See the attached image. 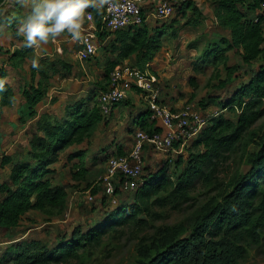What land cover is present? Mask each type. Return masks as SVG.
I'll return each instance as SVG.
<instances>
[{
	"label": "trees",
	"instance_id": "obj_1",
	"mask_svg": "<svg viewBox=\"0 0 264 264\" xmlns=\"http://www.w3.org/2000/svg\"><path fill=\"white\" fill-rule=\"evenodd\" d=\"M4 2L5 0H0V10ZM212 2L216 6L219 25L230 32V41L224 38L209 41L197 61L222 65L224 78L219 82V89L224 90L239 83L237 87H231V92L224 100L211 98L208 102H215L224 110L240 109L241 117L244 118L242 125L234 128L233 123L221 116L210 118L209 122L213 120L211 127L205 129L204 126L185 148V152L189 153L186 161H181L183 154L175 155V159L162 164L156 173L150 174L143 170L142 182L135 191L132 203H120L113 211L104 213L96 224L73 227L70 230L71 241L54 250L49 251L38 242H31L25 249L19 245L16 249L17 256L6 264H68L70 260H74L81 248L99 244L109 232H115L119 227L129 224H142L144 221L139 219L140 215L150 214L153 206L168 205L178 210L196 192V188L205 189L218 183L221 165L230 157L228 154L239 146L237 142L241 141L247 130L245 125L262 115L256 111L252 113L253 117H245L246 110L253 109L264 99V44L259 0ZM103 8H89L98 39L122 31L108 32L101 29ZM190 11L184 26L196 27L201 12L195 5H190ZM175 13H182V9L175 6ZM251 13L255 14L253 18L249 15ZM167 23L156 22L155 27L149 30L144 21L134 30H128L126 35L120 32L117 42L120 41L121 46L113 45V48H120V59L126 60L134 56L136 64L142 69V61L151 60L164 49V44L169 39L177 38L178 33L173 22ZM187 48L196 50L197 45H188ZM229 52H233L235 60L231 65L228 63ZM27 59L33 61L34 57L29 55ZM109 66L103 87H96L91 95L67 107L63 118L48 114L37 117L36 106L46 95L47 86L44 82L56 74L60 75L61 71L69 74L71 66L61 60H36L31 68V75L32 80L38 76L39 81L37 85L32 84L22 90L25 104L20 110L21 124L33 121L30 126L32 132L28 135V150L23 159L14 161L10 156H3L0 161V167L10 166L7 179L0 183V229L18 228L29 211L36 210L50 215L53 211L62 212L65 209L67 193L62 185L53 182L52 165L57 162L61 152L73 145L82 144L92 135L98 123L108 119L100 113L97 96L98 92L106 88L108 75L116 63ZM248 75L251 76L249 80L242 83L244 76ZM7 90L6 87L0 90V97L5 98ZM246 98L250 99L247 103ZM123 102L116 105L115 109ZM5 104L6 100H0V113L1 106ZM147 112L150 117L148 109ZM199 147L202 148L201 151H198ZM84 154L85 151L79 148L73 150L67 159L76 158L79 160L78 166H82ZM107 159L106 155L102 161ZM172 161L175 168H179L182 163L184 168L170 174L169 164ZM248 164V175L238 178L230 192L226 191L222 195L219 193L221 202L214 198L208 205L203 206L202 215L198 217L188 238L178 237L173 227L164 228L152 245L153 254L145 253L151 250L140 251V256L146 261L142 264H236L243 257L244 249L240 245L242 241L254 233L255 229H259L261 222L264 223L260 219V216L264 217V182L262 184L256 180L260 175L264 179V143L256 154L250 155ZM85 172L84 168H79L75 179H83ZM119 193L116 190L115 194ZM91 195L98 196L96 190H92ZM98 200L99 209H103L105 198L99 197ZM258 213L260 216L257 217ZM31 247L33 250H30Z\"/></svg>",
	"mask_w": 264,
	"mask_h": 264
},
{
	"label": "rangeland",
	"instance_id": "obj_2",
	"mask_svg": "<svg viewBox=\"0 0 264 264\" xmlns=\"http://www.w3.org/2000/svg\"><path fill=\"white\" fill-rule=\"evenodd\" d=\"M198 7L203 10L207 8L208 14L215 17L213 8L209 6V3L203 2V4ZM189 13L191 12H188V15ZM205 14L206 13H204V15ZM175 15L176 13L168 22H170ZM205 20L209 23L207 18H201L197 27H183L180 30L178 42L167 41V43L164 44L165 48L161 52L170 53L169 58L166 54H163L165 59H169V63L167 62V65L160 68L161 70L159 72L162 77H167L163 75L164 73L171 75L169 78H172L176 85H178L169 96L174 94V96L178 95L184 98L181 109L174 111H183L184 108L187 109V107H189L192 113L202 117H213V119H216L221 116L223 119L233 123L235 128L243 123L242 120L244 118L241 117L240 109L232 108L224 110L215 102H208L211 98L215 100H224L231 92V87H237L239 83H235L224 90L219 89V82L224 78L222 65H211L204 61L202 62V60L197 61L206 43L214 41L211 39L213 38L212 35L216 27L211 25L209 28L210 25L205 23ZM217 35L224 36L223 31H219ZM194 44L197 45L195 51L187 50L188 45ZM174 51L178 53L176 56L171 57V53ZM227 55H229L230 59L228 63L230 65L233 64L234 58L232 52H229ZM90 61L87 63H91ZM131 61L132 62L128 65H135L133 64V60ZM159 64H162V62ZM167 67H170V69L167 70ZM89 68L91 69V67ZM92 75V77L99 78L95 76L94 72H92ZM250 77L249 75L247 77L244 76L242 83H246ZM188 78L191 79V84L188 82ZM168 87L170 88V86ZM125 97L123 101H125ZM249 100V98H246L245 103ZM256 111L262 113V115L259 119H255L252 123H247L245 125L247 130L244 132L241 141L237 142L239 146L236 144L238 147L232 153L228 154L230 157L221 165L217 184L205 189L200 187L196 188V192H193L190 195V199L178 210H174L168 205L164 207L153 206L150 214L140 215L139 219L144 221L142 224H129L119 227L115 232H109L103 236L99 244L81 248L76 253L74 260H70L68 264H142L146 261L140 256V251H143L142 249L151 250L152 252L148 251L145 253L147 255L153 254L154 250L152 245L157 241L158 234H160L164 228L173 227L176 234L179 235L178 237L188 238L192 233L193 227L197 223L198 217L202 215L203 206L206 204L208 205V202L214 198H218V202H221L222 198H219V193L221 192L220 195H222L226 191L230 192L233 189V183L238 178L248 175L250 171V165L248 164L250 155L256 154L264 143V99L261 103L256 104V107L253 109L246 110L245 117H253L252 113ZM108 120H110V125L107 128L102 125L101 128L99 127L94 134H92L93 146H95V144L101 145L107 143L104 135L107 132H111L113 135L112 139H114L115 143L127 145L125 152L130 153L135 144L136 135L132 134L128 143H126L125 137H127V135H122V126L111 122V116L108 117ZM212 122L208 121L204 128L208 129L211 127ZM1 130L2 129H0V131ZM17 136V142H19L20 145L18 149L8 155L14 159V161H16V159H23L25 156L22 147L24 137L23 135ZM82 147L81 144L73 145L66 149L67 151L61 152V155L59 154V161L55 165L57 169L52 176L53 182L65 188L67 193V204L65 209L62 212L53 211L50 215H45L36 210L30 211L25 215L18 228L13 230L0 229V264L9 263L10 259L16 257V249L19 245H22V249H25L31 242H38L49 251L54 250L61 246V244L71 241L70 230L73 227L96 224L100 222L104 213L113 211L120 203L124 205L129 202L132 203L131 201L134 199L135 194L134 191L117 194L114 198L115 204L111 203L110 198H107L103 209H99V200L95 202L87 200V194H92V190H96L97 195L100 193L98 191L101 190L100 187H102L101 179L106 170L107 160L111 157L119 156H112V153H108V159L106 161L103 162L101 160L98 162L96 156L91 154L86 164L89 171L85 174L83 179H75L74 176L77 175V170L72 166L74 161H67V157L73 150ZM201 150L202 148L199 147L198 151ZM168 155L173 158L175 157L173 154L162 155L155 153L153 149L144 146L142 151V171L144 170L150 174L156 173L158 168L169 157ZM3 156L4 155H0V161ZM188 156L189 153L186 151L183 153L181 161H186ZM93 157H95V159ZM155 163L158 164L156 165ZM183 168V163L179 168H175L174 162L172 161L169 164V173H176ZM9 170L10 166L0 167V183L6 178ZM256 180L262 182V184L264 182L261 175L257 176ZM139 182L141 184L142 177ZM262 191L264 195V186L262 187ZM258 216H260L259 213L257 214V217ZM260 217V219L264 221V217ZM240 245L244 249V252H242L243 257L238 260L236 264H264V223L261 222L259 229H255L254 233L248 235ZM30 250H33L32 247Z\"/></svg>",
	"mask_w": 264,
	"mask_h": 264
},
{
	"label": "crops",
	"instance_id": "obj_3",
	"mask_svg": "<svg viewBox=\"0 0 264 264\" xmlns=\"http://www.w3.org/2000/svg\"><path fill=\"white\" fill-rule=\"evenodd\" d=\"M107 1L109 0H95V3L93 5L85 9L84 15L81 18L79 36L89 32L95 33L97 35L95 23L93 22V20L89 21L87 19V15L91 14L89 8L94 7L95 9L101 10ZM160 1L162 0H145L142 3V11L145 15L146 21L145 27L149 30L154 28L156 25V21L153 18V11L156 4H158ZM168 1H170L178 8L180 7L182 9V13H176L173 19L167 23L169 24L173 22L176 32L178 33L176 39H169V41L178 42V39L180 38V30L183 27H186L184 26V23H186L187 18L190 16V13L188 15V12H191L190 5H195L197 9H199V11L201 12L200 19H208L209 23H207L206 20L205 23L210 25L209 28L211 27V25L216 27V29L214 30V34L212 35L213 38L211 40L217 41L224 38L227 41H230L229 30L221 27L218 23L217 14L215 13L216 6L212 2L213 0ZM248 1L252 2L253 0ZM203 2L209 3V6L213 8L215 17L208 14L206 7L205 10L198 7L199 5L203 4ZM31 6L32 0H5L2 5V9L0 10V90L5 87L8 89V94L5 95L6 97H0L1 101H7V104L1 106L0 113V129H2L0 131V155L4 156H8L12 154L16 149H18V146L20 144L19 142H17V135H23L24 137L22 145L24 153L26 154L28 150V135H30L32 132L30 130V126L33 121H28L26 124H21L20 110L25 104L22 90L32 84L37 85L39 81L38 76H35L34 80H32L31 75V68L35 65L33 62L35 61L36 63L37 59L61 60L65 64L71 66V71L69 74H67L65 71H61L60 75L56 74L49 80H46L44 82L47 86L46 95L36 106L37 117L43 114H48L53 117L63 118L66 115L67 107L91 95L92 91L96 87H100L99 89L103 87L107 69L112 63H116L114 69L126 66L136 67L138 69L140 68L136 64V59L134 56L126 60L120 59L118 56L120 48H118V50H115L113 48V45L117 47L121 46V42H117L119 33L121 32L126 35L129 33L128 30H122L116 34L106 35L105 37H102V39L100 37L99 39L97 38L96 54L93 58H91V61L89 60L91 63H87L89 61L78 60L77 51L80 47L77 43L79 40V36L73 38V36L67 31L61 33L58 37L50 40L46 44L38 43L29 45L26 41V38L19 32V24L21 19L29 13ZM204 13L206 14L204 15ZM249 15L251 18L255 16V14L253 13ZM219 31H223L224 36L217 35ZM30 50L32 52H30ZM187 50L193 49L187 48ZM177 53L178 52L175 51L172 52L171 57L176 56ZM163 54H166L168 58L170 57L169 52L162 53L160 51L151 60L146 59L142 61V69L143 71H147L156 79L155 87L157 88L159 100L163 102V104L166 105L170 110H179L183 106L184 98L178 95L174 96V94L169 96V94H171L178 85H176L172 78H169V76L171 75L164 73L163 75L167 77H162L159 72L161 70L160 68H162L164 65H167V62L169 63V59H165ZM29 55H33V61L27 59ZM131 60H133V64L135 65H128L132 62ZM228 60H230L229 55ZM160 62H162V64H159ZM89 67H91V69ZM169 69L170 67H167V70ZM92 72H94L95 76H98L99 78L92 77ZM190 80L191 79L188 78V82L191 84ZM168 86H170V88ZM125 96V101L120 104L112 113L111 122H114L116 125L120 124L122 126V135H127V137H125L126 143H128L130 136L132 134L136 135L138 131L162 130V126L159 121L153 122L150 119L147 112L146 101L135 86L126 88ZM88 103L89 105H91V102ZM102 125L107 128L110 125V120L107 119L106 121H101L100 123H98L92 134H94V132L99 127L101 128ZM92 137L93 135H91L88 139H85L81 144V146H83L82 149L85 151L84 158L82 159V166H78L80 165L78 159L74 158L73 160L74 164L72 163V166L73 168L75 167L77 171L82 167L84 168V170H86L85 173L87 174L89 168L86 166V164L87 159H89L91 154H94L96 156L98 162H100L108 153H112V156L115 155L122 157L129 154L125 152L127 145L115 143L114 139H112L113 135L111 132H107L104 135L105 141L107 142L105 144H95V146H93ZM87 144H89V146H87ZM168 156L169 157L164 161V163L175 158L170 155ZM59 157L57 162L52 165L54 171H56L57 169L55 165L58 163ZM8 173L3 181L7 179ZM100 189L101 190L98 191L100 193L98 194V196H96L97 200L99 199V197L105 198V196L103 195L102 187H100Z\"/></svg>",
	"mask_w": 264,
	"mask_h": 264
},
{
	"label": "built area",
	"instance_id": "obj_4",
	"mask_svg": "<svg viewBox=\"0 0 264 264\" xmlns=\"http://www.w3.org/2000/svg\"><path fill=\"white\" fill-rule=\"evenodd\" d=\"M145 0H109L104 4L101 18V29L114 32L118 30H134L145 21L142 3ZM258 10L262 15V41L264 44V0L259 1ZM175 14V6L168 0L156 4L153 18L159 24L167 23ZM87 19L92 20L88 14ZM96 34L85 33L79 36L77 51L79 61H89L96 54ZM156 79L147 71L136 67H120L108 75L107 85L98 92L97 101L100 113L109 117L115 106L123 101L125 89L135 86L146 101L151 120L159 121L162 130L159 132L138 131L135 144L125 156L111 157L107 160L106 170L102 176V190L105 199L110 198L115 204L116 190L120 193L135 192L142 177V151L148 146L158 154L181 155L191 140L202 130L210 117H202L192 113L189 107L183 111H173L159 99ZM174 144H177L174 145ZM87 200L95 202L97 198L87 194Z\"/></svg>",
	"mask_w": 264,
	"mask_h": 264
},
{
	"label": "clouds",
	"instance_id": "obj_5",
	"mask_svg": "<svg viewBox=\"0 0 264 264\" xmlns=\"http://www.w3.org/2000/svg\"><path fill=\"white\" fill-rule=\"evenodd\" d=\"M94 3L95 0H32L29 13L20 21L19 32L29 45L46 44L65 31L76 38L85 9Z\"/></svg>",
	"mask_w": 264,
	"mask_h": 264
}]
</instances>
